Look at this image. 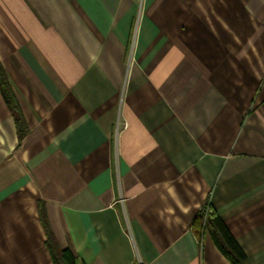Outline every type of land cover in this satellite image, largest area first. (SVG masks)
<instances>
[{
	"label": "crops",
	"instance_id": "1",
	"mask_svg": "<svg viewBox=\"0 0 264 264\" xmlns=\"http://www.w3.org/2000/svg\"><path fill=\"white\" fill-rule=\"evenodd\" d=\"M0 264H264V0H0Z\"/></svg>",
	"mask_w": 264,
	"mask_h": 264
},
{
	"label": "trees",
	"instance_id": "2",
	"mask_svg": "<svg viewBox=\"0 0 264 264\" xmlns=\"http://www.w3.org/2000/svg\"><path fill=\"white\" fill-rule=\"evenodd\" d=\"M0 93L14 119L18 138L21 139L27 132V126L19 103L9 85L1 64ZM37 209L46 236L45 245L49 251L53 264H79L77 257L70 249H63L58 245L49 225L42 202L37 203ZM193 230L198 241H201L205 235H208L215 247L230 264H249L244 252L221 217L210 208L206 207L199 212V215L195 219Z\"/></svg>",
	"mask_w": 264,
	"mask_h": 264
},
{
	"label": "built area",
	"instance_id": "3",
	"mask_svg": "<svg viewBox=\"0 0 264 264\" xmlns=\"http://www.w3.org/2000/svg\"><path fill=\"white\" fill-rule=\"evenodd\" d=\"M207 206L206 205H204L202 208H201V211L203 210V209H205Z\"/></svg>",
	"mask_w": 264,
	"mask_h": 264
}]
</instances>
